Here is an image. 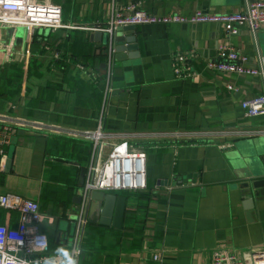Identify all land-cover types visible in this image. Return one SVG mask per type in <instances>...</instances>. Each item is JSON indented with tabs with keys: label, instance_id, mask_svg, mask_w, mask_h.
I'll return each mask as SVG.
<instances>
[{
	"label": "crops",
	"instance_id": "1",
	"mask_svg": "<svg viewBox=\"0 0 264 264\" xmlns=\"http://www.w3.org/2000/svg\"><path fill=\"white\" fill-rule=\"evenodd\" d=\"M111 1L51 0L61 9L62 23L81 27L105 23ZM129 1L114 0V7ZM138 1L158 16L228 13L243 6V0ZM91 34L0 25V115L14 125L38 124V129L15 126L3 145L0 195L37 201L49 251L68 250L76 209L72 199L83 185L92 145L63 131H92L100 122L104 132L124 137L115 142L124 139L145 152L146 189L116 192L126 197L120 229L87 221L76 264H212L214 251L242 261L264 251V200L246 215L251 205L240 197V181L248 167L237 150L240 142L264 146V116L248 117L240 106L260 96L262 88L250 76L205 68L226 42L247 57L246 65H254L247 29L227 37L216 23L137 25L124 35L136 37L138 56L113 57L106 99L104 45ZM257 40L264 55V26ZM9 42L11 59L3 50ZM184 50L197 55L199 74L181 80L173 74L172 59ZM81 63L88 68L80 70ZM228 83L236 90H228ZM9 150L12 164L5 166ZM17 218L0 207L1 225L14 230ZM154 254L161 261H154Z\"/></svg>",
	"mask_w": 264,
	"mask_h": 264
},
{
	"label": "built area",
	"instance_id": "2",
	"mask_svg": "<svg viewBox=\"0 0 264 264\" xmlns=\"http://www.w3.org/2000/svg\"><path fill=\"white\" fill-rule=\"evenodd\" d=\"M114 4L112 0L110 16L105 23L92 27H81L62 23L61 9L51 0H0V25L52 31L64 28L83 29L92 33L95 31L103 33L106 37V42L103 44L105 67L102 75L105 99L110 91L109 84L114 57L113 41L117 28L145 24L216 23L222 25L229 37L237 35L239 29L244 27L252 39L255 51L254 65H246L247 57L226 42L218 46L216 59L207 61L205 68L219 74L250 76L255 79L261 85L262 94L241 101L240 106L248 117L264 116V55L259 50L257 40L258 32L264 26V0H243L240 10L228 13H205L197 10L189 15L171 13L164 16L143 10L138 0H130L120 9H116ZM12 45L13 43L9 42L3 47L7 59L13 56ZM52 55L55 60L59 58L57 51ZM172 61V71L177 79H190L199 74L196 69L198 57L193 50L177 52ZM76 66L80 70H85V66L88 68V65L82 63ZM227 89L236 90L231 83L227 84ZM17 125L38 129V124L34 122L25 121ZM17 125L11 123L8 117L0 115V157L2 158H5L3 145L9 141ZM63 133L70 138L90 141L92 145L84 182L78 193L81 201L76 205L74 215L71 217L73 231L69 237L68 251L77 262L82 252L90 193L92 191L120 192L146 189V154L139 147H133L124 139L115 142L124 137L104 132L100 122L92 131L72 129L65 130ZM0 207L15 212L18 217V224L14 230H9L5 225L0 224V264H43L46 258H59L57 252L49 251L48 235L42 230V215L37 201L8 193L0 195ZM152 259L161 261V256L154 254ZM211 263L264 264V251H257L249 261H242L227 251L218 250L212 253Z\"/></svg>",
	"mask_w": 264,
	"mask_h": 264
},
{
	"label": "water",
	"instance_id": "3",
	"mask_svg": "<svg viewBox=\"0 0 264 264\" xmlns=\"http://www.w3.org/2000/svg\"><path fill=\"white\" fill-rule=\"evenodd\" d=\"M135 26H123L117 28L113 51L116 59L134 58L138 56V44L136 37L125 36L127 31H134ZM90 38L97 42H106L103 33L95 31ZM128 52V53H127ZM105 67V64H103ZM260 141L240 142L237 146L238 156L248 167V172L240 181V197L247 208L246 215L249 217V211L254 208L255 203L264 200V146ZM12 164V151L9 150L6 155L5 166ZM89 206L87 212V221L101 226H112L120 229L123 223V217L126 206V197L118 195L116 192L92 191L89 195ZM81 197L77 194L72 202L78 205Z\"/></svg>",
	"mask_w": 264,
	"mask_h": 264
},
{
	"label": "clouds",
	"instance_id": "4",
	"mask_svg": "<svg viewBox=\"0 0 264 264\" xmlns=\"http://www.w3.org/2000/svg\"><path fill=\"white\" fill-rule=\"evenodd\" d=\"M58 259L46 258L43 264H76L72 254L65 248L57 249Z\"/></svg>",
	"mask_w": 264,
	"mask_h": 264
},
{
	"label": "trees",
	"instance_id": "5",
	"mask_svg": "<svg viewBox=\"0 0 264 264\" xmlns=\"http://www.w3.org/2000/svg\"><path fill=\"white\" fill-rule=\"evenodd\" d=\"M82 244H84V242H82ZM83 248V245L81 246ZM49 249H50V245H49ZM83 254V249H82V252H81V255L79 256V258L82 256Z\"/></svg>",
	"mask_w": 264,
	"mask_h": 264
},
{
	"label": "rangeland",
	"instance_id": "6",
	"mask_svg": "<svg viewBox=\"0 0 264 264\" xmlns=\"http://www.w3.org/2000/svg\"><path fill=\"white\" fill-rule=\"evenodd\" d=\"M118 193V192H117ZM61 225H63V223H61Z\"/></svg>",
	"mask_w": 264,
	"mask_h": 264
}]
</instances>
